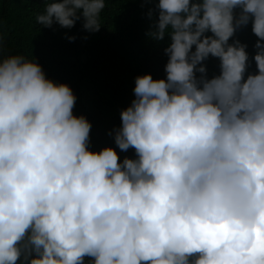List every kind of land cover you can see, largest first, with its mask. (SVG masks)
Wrapping results in <instances>:
<instances>
[{"label": "clouds", "instance_id": "obj_1", "mask_svg": "<svg viewBox=\"0 0 264 264\" xmlns=\"http://www.w3.org/2000/svg\"><path fill=\"white\" fill-rule=\"evenodd\" d=\"M105 7L44 0L35 21L95 32ZM155 12L147 35L168 38L166 75L135 78L114 130L132 158L90 149L71 86L32 54L0 57V264H264V0ZM249 22L255 72L247 44L230 42Z\"/></svg>", "mask_w": 264, "mask_h": 264}, {"label": "trees", "instance_id": "obj_2", "mask_svg": "<svg viewBox=\"0 0 264 264\" xmlns=\"http://www.w3.org/2000/svg\"><path fill=\"white\" fill-rule=\"evenodd\" d=\"M43 3L0 0V57L32 54L48 77L71 86L76 95L74 114H83L91 122L90 149L111 145L120 160L134 157L133 148L121 151L116 147L114 130L120 126L121 109L134 99L135 78L144 73L153 78L166 75L168 38L157 41L147 35L156 19L158 0H106L101 27L95 32L83 29L82 19L71 28L55 22L51 27L39 26L35 17ZM232 39L247 44L248 71L255 72L257 37L251 32V23L238 28L230 42ZM203 63L209 77L219 73L218 58L209 56ZM17 264L27 262L18 260Z\"/></svg>", "mask_w": 264, "mask_h": 264}, {"label": "built area", "instance_id": "obj_3", "mask_svg": "<svg viewBox=\"0 0 264 264\" xmlns=\"http://www.w3.org/2000/svg\"><path fill=\"white\" fill-rule=\"evenodd\" d=\"M90 259H91V258H89V257H85V262H84V264H90Z\"/></svg>", "mask_w": 264, "mask_h": 264}]
</instances>
